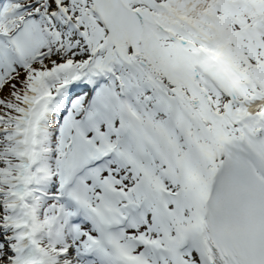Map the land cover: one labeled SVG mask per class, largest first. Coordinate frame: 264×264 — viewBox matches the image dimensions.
Instances as JSON below:
<instances>
[{"label":"snow or ice","instance_id":"1","mask_svg":"<svg viewBox=\"0 0 264 264\" xmlns=\"http://www.w3.org/2000/svg\"><path fill=\"white\" fill-rule=\"evenodd\" d=\"M0 264H264V0H0Z\"/></svg>","mask_w":264,"mask_h":264}]
</instances>
